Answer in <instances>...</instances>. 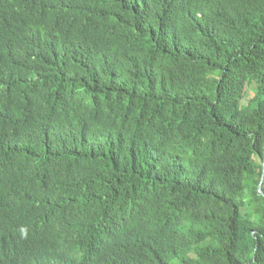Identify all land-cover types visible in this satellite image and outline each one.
Here are the masks:
<instances>
[{"label": "trees", "instance_id": "1", "mask_svg": "<svg viewBox=\"0 0 264 264\" xmlns=\"http://www.w3.org/2000/svg\"><path fill=\"white\" fill-rule=\"evenodd\" d=\"M263 162L264 0H0L9 263L264 264Z\"/></svg>", "mask_w": 264, "mask_h": 264}, {"label": "clouds", "instance_id": "2", "mask_svg": "<svg viewBox=\"0 0 264 264\" xmlns=\"http://www.w3.org/2000/svg\"><path fill=\"white\" fill-rule=\"evenodd\" d=\"M32 241V236L28 234L27 227L25 223L20 224L16 228L15 235V245L18 248H26L25 245H29ZM25 244V245H24ZM50 256L43 252L34 253L31 256H28L25 259L17 261L15 263H9L5 258L0 254V264H58L52 260L48 261L47 259Z\"/></svg>", "mask_w": 264, "mask_h": 264}, {"label": "water", "instance_id": "3", "mask_svg": "<svg viewBox=\"0 0 264 264\" xmlns=\"http://www.w3.org/2000/svg\"><path fill=\"white\" fill-rule=\"evenodd\" d=\"M263 180H264V162L262 163V177H261L260 183H259L258 188H257L258 193H262L261 186H262Z\"/></svg>", "mask_w": 264, "mask_h": 264}, {"label": "rangeland", "instance_id": "4", "mask_svg": "<svg viewBox=\"0 0 264 264\" xmlns=\"http://www.w3.org/2000/svg\"><path fill=\"white\" fill-rule=\"evenodd\" d=\"M254 84L249 87V89L247 90V93H246V99H244L243 103L245 104L246 103V100H248L249 98H251L252 96V92H254Z\"/></svg>", "mask_w": 264, "mask_h": 264}]
</instances>
